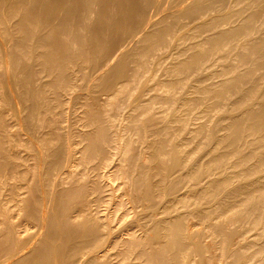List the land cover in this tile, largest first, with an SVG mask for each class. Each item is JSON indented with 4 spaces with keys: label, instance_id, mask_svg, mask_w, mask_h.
<instances>
[{
    "label": "bare ground",
    "instance_id": "1",
    "mask_svg": "<svg viewBox=\"0 0 264 264\" xmlns=\"http://www.w3.org/2000/svg\"><path fill=\"white\" fill-rule=\"evenodd\" d=\"M0 264H264V0H0Z\"/></svg>",
    "mask_w": 264,
    "mask_h": 264
},
{
    "label": "rangeland",
    "instance_id": "2",
    "mask_svg": "<svg viewBox=\"0 0 264 264\" xmlns=\"http://www.w3.org/2000/svg\"><path fill=\"white\" fill-rule=\"evenodd\" d=\"M166 61H168V59H165V60H164V58H161V59L158 60L159 63L156 64V67H158L159 70L156 72L157 74L154 75V76H155V78L153 79L154 81L157 80V78L160 77V73H161L160 70H161L162 66L165 64ZM153 80H152V81H153ZM152 81H151V82H152Z\"/></svg>",
    "mask_w": 264,
    "mask_h": 264
}]
</instances>
